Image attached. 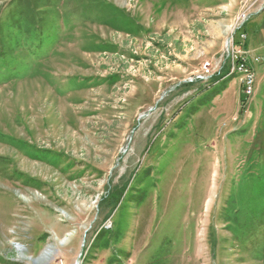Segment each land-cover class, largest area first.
<instances>
[{
	"label": "rangeland",
	"instance_id": "374dc122",
	"mask_svg": "<svg viewBox=\"0 0 264 264\" xmlns=\"http://www.w3.org/2000/svg\"><path fill=\"white\" fill-rule=\"evenodd\" d=\"M262 1L0 0V264H264V81H188Z\"/></svg>",
	"mask_w": 264,
	"mask_h": 264
},
{
	"label": "crops",
	"instance_id": "0c3cea01",
	"mask_svg": "<svg viewBox=\"0 0 264 264\" xmlns=\"http://www.w3.org/2000/svg\"><path fill=\"white\" fill-rule=\"evenodd\" d=\"M209 3V1H207ZM139 30V27H137ZM242 31L246 35V40L243 43V48L248 52L249 60L251 61V64L255 71V91L256 88L258 89L259 84L262 85V81H264V9H262L259 12H254L251 14L248 21L244 24ZM221 48V47H220ZM218 48L216 51L213 52L211 55L212 57L219 54L222 50ZM257 58V61L254 59ZM202 62V61H201ZM201 62H198L196 65H191L189 69H192L194 66H198L201 64ZM196 68L194 67V70ZM192 73L193 71L190 70ZM119 75H115L111 77V80L117 79ZM231 77V78H225L221 80H213L211 81V87L208 89V91H204L196 94L194 96V100H192L191 104L196 103L197 99L200 100L204 94L207 92L212 93L211 98L209 99V102H204L202 104H199L198 107H195L194 111L192 112L191 120L195 119V116L202 111V109L206 108L207 105H216L220 106L221 110H229V107H231L230 112V120L233 121V117L238 111L236 107H238L239 99H240V82L242 80V77ZM198 86V88H201L202 85H195ZM175 87V86H174ZM177 87V86H176ZM186 87V86H183ZM191 87V86H190ZM261 87V86H260ZM195 88V87H194ZM192 89L191 92H195V89ZM203 88V87H202ZM213 102V104H211ZM230 104V105H229ZM194 108V107H193ZM225 108V109H224ZM205 110V109H204Z\"/></svg>",
	"mask_w": 264,
	"mask_h": 264
},
{
	"label": "built area",
	"instance_id": "2783aa9c",
	"mask_svg": "<svg viewBox=\"0 0 264 264\" xmlns=\"http://www.w3.org/2000/svg\"><path fill=\"white\" fill-rule=\"evenodd\" d=\"M262 9H264V0L255 12ZM251 14L246 11L240 14L236 29L230 34L229 42L225 43L223 53L215 60H210L208 64L200 66L193 76L188 79L190 83L198 82L209 86L211 81L221 80V77L227 73H244V81L240 82V100L243 104L248 102L255 92V71L249 60L248 52L243 48L246 35L242 28ZM254 60L257 61V58Z\"/></svg>",
	"mask_w": 264,
	"mask_h": 264
},
{
	"label": "bare ground",
	"instance_id": "6f19581e",
	"mask_svg": "<svg viewBox=\"0 0 264 264\" xmlns=\"http://www.w3.org/2000/svg\"><path fill=\"white\" fill-rule=\"evenodd\" d=\"M229 74L239 75V76H241L243 78L242 80L244 81V73H229ZM50 254H51V250L50 249L45 252V255H47V256H49Z\"/></svg>",
	"mask_w": 264,
	"mask_h": 264
},
{
	"label": "trees",
	"instance_id": "16d2710c",
	"mask_svg": "<svg viewBox=\"0 0 264 264\" xmlns=\"http://www.w3.org/2000/svg\"><path fill=\"white\" fill-rule=\"evenodd\" d=\"M21 31L23 32V30H21ZM17 36H18L19 38H22L21 35H18V34H17ZM36 40H37V39H36ZM39 40H40V39L38 38V41H39ZM31 48H32V45H29V46H28V51L31 50Z\"/></svg>",
	"mask_w": 264,
	"mask_h": 264
},
{
	"label": "water",
	"instance_id": "95a60500",
	"mask_svg": "<svg viewBox=\"0 0 264 264\" xmlns=\"http://www.w3.org/2000/svg\"><path fill=\"white\" fill-rule=\"evenodd\" d=\"M77 264H79V262H77Z\"/></svg>",
	"mask_w": 264,
	"mask_h": 264
}]
</instances>
